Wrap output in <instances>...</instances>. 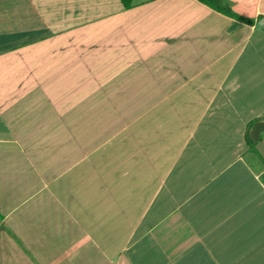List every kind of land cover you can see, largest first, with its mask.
<instances>
[{
	"label": "crops",
	"instance_id": "0c3cea01",
	"mask_svg": "<svg viewBox=\"0 0 264 264\" xmlns=\"http://www.w3.org/2000/svg\"><path fill=\"white\" fill-rule=\"evenodd\" d=\"M222 4L0 0V264H264V0Z\"/></svg>",
	"mask_w": 264,
	"mask_h": 264
},
{
	"label": "trees",
	"instance_id": "16d2710c",
	"mask_svg": "<svg viewBox=\"0 0 264 264\" xmlns=\"http://www.w3.org/2000/svg\"><path fill=\"white\" fill-rule=\"evenodd\" d=\"M129 0H125V2H127ZM202 2H204L205 4L209 5L210 7L228 15V16H231V17H234V18H237V19H241V20H244V21H247V22H253L249 19H246L244 17H241L239 15H237L236 13H234L231 8L228 6V5H225V4H222V0H200ZM257 27L259 29H262L264 30V18H259L258 21H257ZM247 142L249 143V145L251 147L254 146V141H252L250 138L247 137Z\"/></svg>",
	"mask_w": 264,
	"mask_h": 264
}]
</instances>
